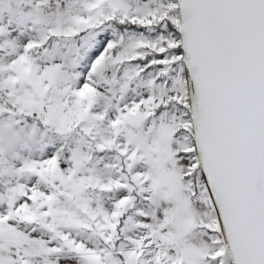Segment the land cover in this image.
Wrapping results in <instances>:
<instances>
[{
    "label": "snow or ice",
    "instance_id": "snow-or-ice-1",
    "mask_svg": "<svg viewBox=\"0 0 264 264\" xmlns=\"http://www.w3.org/2000/svg\"><path fill=\"white\" fill-rule=\"evenodd\" d=\"M0 264H264V0H0Z\"/></svg>",
    "mask_w": 264,
    "mask_h": 264
}]
</instances>
